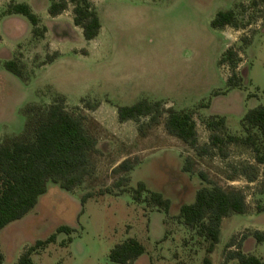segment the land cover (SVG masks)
I'll return each mask as SVG.
<instances>
[{"label": "rangeland", "instance_id": "374dc122", "mask_svg": "<svg viewBox=\"0 0 264 264\" xmlns=\"http://www.w3.org/2000/svg\"><path fill=\"white\" fill-rule=\"evenodd\" d=\"M89 2L101 22L90 41L72 22V4L53 17L44 9L45 0L34 3L38 28L45 27L41 37L30 34L23 16L0 23V60L17 58L28 76L24 83L0 65V138L21 131L22 106L49 104L59 94L94 142L81 184L65 191L48 183L36 206L0 234L2 264H14L60 225L73 231L57 234L54 243L32 254L33 264H116L109 261V250L127 237L143 243L151 263L200 264V239L174 216L181 204L193 201L198 188L213 184L242 192L247 210L223 219L212 264H236L223 263L224 252L236 248L226 247L231 239L264 257V241L258 244L252 236L254 231L264 234V212L258 211L264 210V164L253 159L250 149L230 144L225 158L215 150L200 157L166 132L165 112L155 121L141 116L120 122L116 111L141 99L161 101L163 110L193 111L199 145L208 141L203 122L211 115L224 116L227 130L243 135V114L264 107V0ZM227 9L234 11L236 26L212 28L216 12ZM229 49L238 56L234 69L228 61L219 63ZM52 53L57 57L40 65ZM186 158L191 166L184 171ZM123 160L132 164L131 170L117 167ZM253 173L256 178L250 181ZM139 181L170 200L168 214L132 199L131 189ZM85 194L90 195L81 203ZM162 227V238L149 239L148 230L153 234Z\"/></svg>", "mask_w": 264, "mask_h": 264}, {"label": "trees", "instance_id": "16d2710c", "mask_svg": "<svg viewBox=\"0 0 264 264\" xmlns=\"http://www.w3.org/2000/svg\"><path fill=\"white\" fill-rule=\"evenodd\" d=\"M90 0H50L47 12L56 16L72 4L73 24L81 28L86 41L97 37L101 22L96 9L90 5ZM19 14L25 17L31 25L33 37H41L45 27L38 28L39 18L26 3L10 2L2 15ZM236 17L231 9L216 12L210 21L212 28L236 26ZM57 53L47 54L40 65L51 63ZM228 61L232 69L237 66L238 56L232 50H226L219 63ZM0 65L8 72L26 83L28 76L25 66L17 58L0 60ZM232 74L227 80V88L232 86ZM217 95V94H216ZM161 101L149 102L146 99L136 101L131 105L117 106V117L120 122L148 116L155 121L163 112L167 114L163 123L166 132L181 140L197 156L209 155L212 151L225 158L227 146L243 145L254 153L253 159L258 164H264V107L261 105L249 108L240 119L243 135L227 130L225 117L211 115L204 122L209 131L208 141L199 145L192 110L177 111L173 107L163 110ZM94 108L95 105H89ZM23 118L21 131L0 138V230L9 223L22 219L37 204L38 198L46 192L48 183H55L61 189L70 191L81 184L88 175V154L94 142L84 129L81 119L72 116L64 107V96L56 95L49 104L30 102L19 110ZM191 162L186 158L182 169L189 170ZM122 170H131L132 164L123 160L118 166ZM202 177H204L202 175ZM253 173L250 181L255 180ZM123 192H125L123 190ZM142 192L145 196L142 197ZM85 194L81 203L89 197ZM132 199L143 202L168 214L170 200L160 192L150 190L144 182H137L131 189ZM247 210L245 197L235 189H223L217 185L203 186L196 190L193 201L183 203L178 208L174 219L194 236L200 239L204 255L200 264H212L210 255L220 241V224L223 218L232 215H243ZM259 212H264L258 208ZM72 228L60 225L45 239H38L26 248L14 264H33L32 254L43 250L56 241L59 233L70 234ZM252 236L257 243L264 241L262 232L254 231ZM71 242V237L67 238ZM234 245L233 239L226 247ZM236 250L224 252L223 263L235 260L236 264H264V257L244 253L240 243L235 244ZM145 252L144 246L135 238H126L115 244L108 253L111 263L131 264ZM4 255L0 251V264Z\"/></svg>", "mask_w": 264, "mask_h": 264}, {"label": "crops", "instance_id": "0c3cea01", "mask_svg": "<svg viewBox=\"0 0 264 264\" xmlns=\"http://www.w3.org/2000/svg\"><path fill=\"white\" fill-rule=\"evenodd\" d=\"M42 1V0H41ZM1 2H2V4H1ZM11 1L10 0H0V9L3 7V9L2 10H0L1 12L2 11H4L5 9H6V6L10 3ZM16 3H26V4H28L29 6H30V8L32 9V11H36L35 10V7H36V3H37V0H20V1H17ZM35 3V4H34ZM43 5V4H42ZM48 0H45V4L43 5L44 6V9H45V11L47 12V8H48ZM35 6V7H34ZM37 8V7H36ZM36 13V12H35ZM48 13V12H47ZM37 14V13H36ZM14 15H16L15 17L16 18H14V19H20L19 17L21 16V15H19V14H10V15H2V14H0V23L2 22H4V21H7L8 19H10V18H12ZM59 15V14H58ZM58 15H56V16H58ZM19 16V17H18ZM53 17H55V16H53ZM72 22H73V20H72ZM75 26V25H74ZM28 29V31L30 32V34H31V25H30V27H28L27 28ZM6 60V59H5ZM2 61V60H1ZM231 217V216H230ZM230 217H226V218H230ZM223 219H225V218H223ZM223 219H222V221H223ZM161 221H162V219H161ZM222 221H221V224H220V235L222 234ZM162 223V222H161ZM11 223H9L8 225H6L4 228H2L1 230H0V234L7 228V227H9V225H10ZM162 225V224H161ZM163 227L160 229V230H157V231H155V233L153 232V234H151V231H147V236L149 237V239H151V240H153V241H156V240H158V239H160V238H162L163 237ZM127 238H135V237H127ZM135 239H137V238H135ZM125 240V239H124ZM138 240V239H137ZM123 241V240H122ZM121 241V242H122ZM142 245H143V243L140 241V240H138ZM120 243V242H119ZM262 243V242H261ZM258 244H260V243H258ZM144 246V245H143ZM231 247H235V244L234 245H232ZM231 247H229V248H231ZM144 248H145V246H144ZM235 250H236V248H235ZM230 251H234V250H230ZM241 251L242 252H244V253H249V254H253V253H250L249 251H247L245 248H243L242 247V249H241ZM254 255V254H253ZM145 259H146V263H143V260L145 261ZM4 261V260H3ZM232 261H234V263H236V261L235 260H232ZM3 263V262H2ZM153 263V262H152ZM150 261H149V256H148V251L146 250V248H145V252L143 253V254H141L138 258H136L135 260H133L132 261V263L131 264H152ZM161 263V262H160ZM160 263H158V264H160ZM154 264V263H153ZM156 264V263H155Z\"/></svg>", "mask_w": 264, "mask_h": 264}]
</instances>
